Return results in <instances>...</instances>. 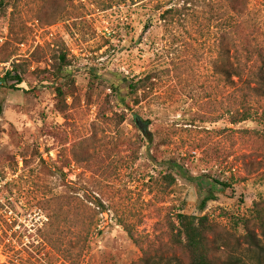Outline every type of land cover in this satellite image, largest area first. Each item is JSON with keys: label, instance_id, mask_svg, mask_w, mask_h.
Masks as SVG:
<instances>
[{"label": "rangeland", "instance_id": "374dc122", "mask_svg": "<svg viewBox=\"0 0 264 264\" xmlns=\"http://www.w3.org/2000/svg\"><path fill=\"white\" fill-rule=\"evenodd\" d=\"M8 3L0 78L16 66L29 91L0 81V264H166L177 213L208 216L216 258L264 264L240 220L264 201V124L228 123L215 28L163 19L181 0ZM249 6L264 25V0ZM60 53L68 71L52 82L42 69ZM151 72L134 104L128 79Z\"/></svg>", "mask_w": 264, "mask_h": 264}, {"label": "trees", "instance_id": "16d2710c", "mask_svg": "<svg viewBox=\"0 0 264 264\" xmlns=\"http://www.w3.org/2000/svg\"><path fill=\"white\" fill-rule=\"evenodd\" d=\"M8 4V0H0V16L6 14ZM161 16L165 20H203L207 26L215 28L216 57L211 67L227 89L225 112L228 123L235 125L254 121L264 124V25L254 15L249 0H181L180 5L164 9ZM147 28L148 25H144L142 30ZM55 60L50 67L42 69L52 82L68 71L67 59L63 53ZM10 78L15 82L8 85V88L23 89L19 84H22L24 79L17 73L16 66L7 70L0 81L6 82ZM156 80L157 75L154 72L128 79L126 96L132 98L134 104H138L153 90ZM54 89L57 96L62 95L61 84L55 85ZM23 90L29 91L28 88ZM113 91L120 92L119 85H115ZM149 122V118L142 121L146 127ZM135 124L140 127L137 120ZM151 136V133H147L149 142L153 141ZM164 178L167 185L174 183L172 175L166 174ZM214 182L223 188L230 187L229 183L224 181ZM99 213L101 211L97 212ZM176 219L170 230L169 241L173 255L166 264H242L239 258L220 260L212 254L210 235L213 232V224L207 215L197 217L177 213ZM240 220L245 229L244 239L261 255L264 253V246L256 239L253 229L258 228L264 235V201H254L249 215L241 217ZM121 224L129 238L142 249V239L135 235L127 224ZM141 261V264H153L151 257L146 255L142 256Z\"/></svg>", "mask_w": 264, "mask_h": 264}, {"label": "built area", "instance_id": "2783aa9c", "mask_svg": "<svg viewBox=\"0 0 264 264\" xmlns=\"http://www.w3.org/2000/svg\"><path fill=\"white\" fill-rule=\"evenodd\" d=\"M2 184H3V179H2V176L0 174V189H1Z\"/></svg>", "mask_w": 264, "mask_h": 264}, {"label": "water", "instance_id": "95a60500", "mask_svg": "<svg viewBox=\"0 0 264 264\" xmlns=\"http://www.w3.org/2000/svg\"><path fill=\"white\" fill-rule=\"evenodd\" d=\"M138 124H139V122H138ZM140 125V124H139ZM140 127H141V129H142V132H145L146 131V129L142 126V125H140Z\"/></svg>", "mask_w": 264, "mask_h": 264}]
</instances>
